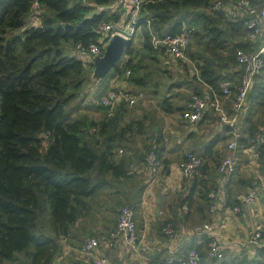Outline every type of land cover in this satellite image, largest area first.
<instances>
[{"label": "trees", "instance_id": "1", "mask_svg": "<svg viewBox=\"0 0 264 264\" xmlns=\"http://www.w3.org/2000/svg\"><path fill=\"white\" fill-rule=\"evenodd\" d=\"M32 1L0 0V264L3 261L52 264L58 249V231H67L69 223L76 219L89 197L100 187L99 180L104 182L100 177L103 170L111 169L113 175L124 173L127 176L125 168L107 160L111 146H103L99 138L108 125L118 123L127 110L125 101L128 100L123 98L112 115L104 116L102 129L99 127L93 133L85 131L84 126L97 125V122L84 115L72 117L66 109L82 84L80 78L76 79L71 84L73 90L67 92V79L81 75L85 64L81 58L61 48L62 41H72L76 46L77 43L87 45L97 40L99 34L94 27L102 21H120L121 13L112 7L113 0H93L101 5L99 9L81 0H38L40 7L48 12L42 14L40 24L25 25ZM211 1L214 0L143 1L137 25L141 28L143 46L147 51L160 49L151 44L150 29L161 34L179 32L184 28L189 29L191 35L203 36V49L215 57L226 51L220 62L202 57L195 51L188 52L195 59L199 76L217 87L218 81L225 77L238 81L239 77L231 76L224 68L237 63L238 47L247 48L250 43L247 39L242 41L231 36L242 27L246 37L244 14L234 22L224 21L229 26L223 27L219 23L225 17L223 7L209 12L180 13L186 7H209L213 4ZM250 1L259 7L264 6V0ZM148 18L149 26L146 23ZM199 22L201 31L195 29ZM132 37L125 43L119 60L104 76L109 73L120 75L129 68V81L140 77L132 73L136 64L139 67V59L134 62L132 56ZM124 54L129 55L125 60L122 58ZM87 65L92 66V62ZM106 90L100 91L97 106L102 107L107 115L106 107L100 103ZM247 99H257L258 103L264 104V67L256 76ZM165 107L172 110L168 100H165ZM206 114L195 124L200 123ZM135 123L141 130L142 121ZM251 135L254 136L253 131ZM259 146L264 150V141H260ZM152 149L161 158L158 149ZM95 165L98 166L96 177L90 173ZM205 165L202 159V170ZM162 169H167L163 161ZM197 185L200 196L209 207L208 191L216 188L218 183L208 185L196 180L191 192ZM191 196L189 193L183 199L189 205ZM116 221L117 216L115 224ZM48 228H53L55 235L48 234ZM205 238L208 242L207 236ZM199 252L198 264H206L201 262L202 252ZM19 253L24 257L19 258Z\"/></svg>", "mask_w": 264, "mask_h": 264}, {"label": "crops", "instance_id": "2", "mask_svg": "<svg viewBox=\"0 0 264 264\" xmlns=\"http://www.w3.org/2000/svg\"><path fill=\"white\" fill-rule=\"evenodd\" d=\"M132 47L134 62L139 55L144 56L140 63L143 70L140 77L130 81L140 94L150 84L156 93L161 85L159 80L148 76L149 68H154L155 62L157 66L161 61L163 63L162 67L159 65L160 73L170 74L171 69L181 72L184 68L189 72L184 71L179 79L167 81L165 95L159 101L161 109L155 111L159 117L157 124L152 123L150 127V121L145 117L149 113L144 111L139 119L142 121L141 130H138L132 122L137 117L124 120L127 111L118 123L108 125L105 133L100 135V144L111 146L107 160L126 171H133L124 176V173L113 175L111 169L103 170L100 177L104 182L99 180L100 187L89 197L76 219L69 223L67 231H58V249L52 264H89L94 252L104 253L110 264H154L170 254H182L191 247L202 252L201 262L206 264H264V150L260 149V140L256 139L257 134L264 135V104L258 103L257 99H247L244 113L234 124L222 122L217 113L209 110L200 123L194 128L189 127L190 123L182 118L181 111L193 93L206 91L210 84L195 78V73L186 69L188 67L183 68V64L174 61L162 49L147 51L142 44L136 47L133 41ZM128 56L124 54L123 60ZM161 57H168L167 63L174 65H165L166 61ZM224 71L239 77L237 63L228 65ZM178 95L185 99L177 101ZM165 100L171 103L172 110L166 109ZM229 101L224 100L226 110ZM176 114L178 117L175 118ZM233 141L235 145L229 146ZM148 147L158 149L166 170L161 168L157 174H150L144 159ZM188 150L202 156L206 163L205 168L192 177L185 175L182 168ZM229 154L233 155L236 169L219 191L216 210L210 211L199 194V185L192 192L191 189L196 180L208 185L217 184L218 164ZM90 173L96 177L98 166H93ZM252 187L256 190L255 198L246 203L244 198ZM189 193L192 195L190 205L183 200ZM125 203L131 204L136 211L138 237L135 248L129 249L122 241L107 248L103 239L114 226L120 205ZM234 204L239 205L238 211L232 209ZM167 221L174 225L173 235L163 232ZM204 222H210L224 241L223 252L218 257L208 256L206 234L202 230ZM257 228L263 234L259 244L255 245L249 239ZM46 232L55 235L53 228ZM89 235H96L102 243L97 251L82 252L80 246Z\"/></svg>", "mask_w": 264, "mask_h": 264}, {"label": "built area", "instance_id": "3", "mask_svg": "<svg viewBox=\"0 0 264 264\" xmlns=\"http://www.w3.org/2000/svg\"><path fill=\"white\" fill-rule=\"evenodd\" d=\"M144 0H113L114 5H123L129 3V18L123 24L120 21H102L94 27V31L99 34L97 40L90 41L87 45L81 43L76 44V50L80 57L87 58L92 61V57L96 54H101L105 48L109 38L115 34L120 33L125 38H131L140 28L137 25V17L140 13V7ZM221 0H214L212 4L213 9L223 7ZM241 10L240 14L246 16V39L250 45L247 48H239L236 51L235 59L239 68V78L236 82L234 78L225 77L218 81L217 87L209 85L206 91L202 93L195 92L188 99L185 107L181 111L182 118L188 123L197 122L207 111L211 110L217 113L222 122L234 124L247 105V97L252 88L256 76L262 71L264 67V38H262L264 27V6L259 7L253 4L250 0H236L233 4ZM40 7L38 0H33L30 6V13L35 12ZM147 25H150V18L146 20ZM189 29H182L179 32H163L157 34L150 29V41L154 48L162 49L166 54L180 58L185 62L193 61L186 49L190 42ZM195 75L200 81H204L200 76L198 69L193 64ZM125 76L130 74V69H126ZM134 103L135 96L129 95L126 88L122 85L110 87L101 96L100 103L106 107L107 115H112L119 102L123 99ZM229 99V108L224 107V100ZM87 132L98 131V125L84 126ZM256 139L264 141L263 134H257ZM235 141L229 144L234 146ZM145 162L150 174L155 175L162 168L161 158L157 153L151 149L145 154ZM202 165V158L196 153L188 150L185 152V160L182 163L183 173L189 177L197 174ZM218 185L208 191L210 198L209 210L215 211L218 205L219 191L223 184L235 172L236 166L233 155L229 154L223 157L218 164ZM133 170L128 169L126 174H130ZM256 195L254 187L250 188L244 198L246 203L251 202ZM186 207V206H185ZM187 208V207H186ZM234 211L239 210V205H233ZM202 230L208 238L207 253L209 257H218L224 249V241L216 233L214 226L210 222H204ZM163 232L166 235H173L175 232L174 225L171 221H167L163 226ZM261 229L257 228L252 233L249 241L255 245L259 244L262 237ZM138 237V228L136 223V211L134 207L125 203L119 207L117 214V221L115 227L107 233L103 239L104 245L107 248L113 247L118 241H122L129 249L135 248V241ZM102 243L96 235H89L85 238L80 246L82 252L97 251ZM201 259L199 250L195 247L189 248L186 252L174 255L170 254L164 260H157L154 264H198ZM89 264H110L107 256L102 252L93 253Z\"/></svg>", "mask_w": 264, "mask_h": 264}, {"label": "rangeland", "instance_id": "4", "mask_svg": "<svg viewBox=\"0 0 264 264\" xmlns=\"http://www.w3.org/2000/svg\"><path fill=\"white\" fill-rule=\"evenodd\" d=\"M71 1H74V0H71ZM81 1L94 5V7L96 9H99L101 7V5L94 3L93 0H81ZM144 1H147V0H144ZM221 1L224 4L222 10L225 13V17L223 18V20L219 21L220 25H222L223 27H225L227 25L229 26V23L226 25V23L224 21H226V22L233 21L234 22V21L239 20L240 18L243 17V15L240 14L241 10L233 5L236 0H221ZM112 7L121 13L120 23L123 24L125 21L128 20V18H129V3L123 4V5H119V4L116 5L115 4ZM212 9H213L212 4L209 7H205V8L204 7H186L180 13L184 14V13L190 12V14H191L192 11H199V10H205V11L209 12V11H212ZM47 12H48L47 9L39 7L35 12L29 13L27 15L25 25L40 24L42 14L47 13ZM196 24L197 25L195 26V29H200L199 31H201V29H202L201 23L199 22ZM141 33H142L141 28H138L137 32L132 37V41L136 45V47H138L141 44L143 45V42L141 41ZM195 34L190 36V42H189V45L186 49L187 54L189 51H195L196 54L198 53L202 57L212 58V59H214L213 61H215V62H220L222 56L227 54L226 51H225V53L220 52V54L215 57L212 53L203 49V44H204L205 38L203 36L200 37L199 35H197V34L195 35ZM235 34L236 35H234V33H231L232 38L242 39V41H245V39H246L245 32H244V29L242 27ZM61 48L63 49L64 52H66L68 54L80 57L79 53L76 50V46L72 43V41H69V40L68 41H62ZM239 48H241V47H238L237 49H239ZM167 58L168 57H166V59H164V57H161V60L166 61L165 65H168V64L174 65L171 63H167V61H168ZM171 58H173V60L176 61L177 63L183 64V68L188 67L186 69H190V71L193 73L195 72V69L193 66V64L195 63L194 58L191 57L193 64L190 62H185L180 58H174V57H171ZM82 59H83L84 64H85L84 72L81 75L75 76L74 79H72V80L67 79V83H68L67 92L73 90L71 87L72 86L71 84L76 79L80 78L82 84L79 87L78 91L75 93V96L73 98H71L69 100V102L67 103L66 109L71 113L72 117H82L84 115L88 119L95 120L97 122L98 127H100L101 129H102V124H103L102 119H104V116H106V117L108 116V115H106V113L102 107L97 106L99 93L104 91V89L106 90L109 87H113V86H117V85H122L125 88H127V91L129 92L128 94L135 96V103L134 104H130L129 102L127 103L129 105L128 106L129 108L127 107L126 112L127 111L128 112H127V115L125 116L126 119H124V120L127 121L128 119H130V117H137V119L132 120V122H136L142 118L140 115H142L143 112L146 111L149 114H148V116L145 115V117L147 118V120L150 121L149 126L151 127L152 123H156V124L158 123L159 117L155 114L156 113L155 111H156V109H159V108L161 109L159 101H160L161 97H163L165 95V91H166V87H167V81L170 79H175V78L179 79L178 77L180 75H184V71H186L187 74L189 72V71L185 70V68H184V71H181V72H174V70L171 69L170 74H169V72H166V73L161 72L160 73L159 65H161V67H162L163 63H162V61L160 63L157 62L159 64L157 66V64L155 62L154 68H152V67L149 68L148 76L151 77L152 79L159 80L161 85L158 87V90L156 93H153V90H152L153 87L150 84V85L146 86V89L143 91V94H140V92H138L139 90L135 86H133V84L127 79V76H125L124 72L121 73L120 75H113L114 77L112 76L113 73H109L108 75L102 77L101 79L92 78L93 65L92 66L87 65V63H89L91 61V60L88 61L89 56H87V58L82 57ZM136 59L140 60V62L138 64L139 67L137 68V64H136L135 71H133L132 73L133 74L135 73L136 75L137 74L140 75V73L143 71L141 69L140 63L144 60V56L139 55L138 57H136ZM171 74H172V76H171ZM129 87L131 88L130 89L131 91H129ZM183 91H185V90H183ZM182 99L184 100L185 98L180 97V95H178L176 100L179 101ZM125 106H126V104H125ZM152 115H154V117ZM176 117H178V114H176L175 118ZM135 125H136V123H135ZM194 126H195V123H192V124L190 123L189 127L194 128ZM186 129H188V128H186ZM199 129H200V127L195 128V130H199ZM46 142H47V140L45 141V145L47 144ZM151 149H152V147H148L145 151V154L148 151H150ZM201 169L202 168L200 167L199 171H201ZM18 256H19V258L24 257L22 253H19ZM1 264H14V262L3 261Z\"/></svg>", "mask_w": 264, "mask_h": 264}, {"label": "water", "instance_id": "5", "mask_svg": "<svg viewBox=\"0 0 264 264\" xmlns=\"http://www.w3.org/2000/svg\"><path fill=\"white\" fill-rule=\"evenodd\" d=\"M127 40L128 39L120 33H115L109 38L103 52L92 57V78L101 79L111 70L121 57Z\"/></svg>", "mask_w": 264, "mask_h": 264}]
</instances>
